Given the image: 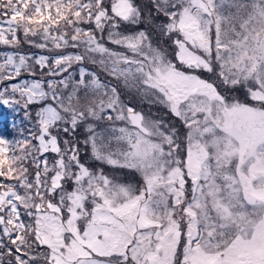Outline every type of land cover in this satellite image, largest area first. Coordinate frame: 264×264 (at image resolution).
Listing matches in <instances>:
<instances>
[{
    "label": "snow or ice",
    "instance_id": "obj_1",
    "mask_svg": "<svg viewBox=\"0 0 264 264\" xmlns=\"http://www.w3.org/2000/svg\"><path fill=\"white\" fill-rule=\"evenodd\" d=\"M0 264H264V0H0Z\"/></svg>",
    "mask_w": 264,
    "mask_h": 264
}]
</instances>
